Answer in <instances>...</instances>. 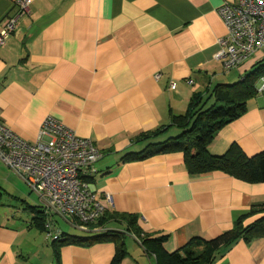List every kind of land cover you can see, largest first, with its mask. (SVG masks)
<instances>
[{
  "label": "crops",
  "instance_id": "1",
  "mask_svg": "<svg viewBox=\"0 0 264 264\" xmlns=\"http://www.w3.org/2000/svg\"><path fill=\"white\" fill-rule=\"evenodd\" d=\"M16 1L0 0V31L5 20L18 15ZM236 1L29 0L30 13L0 45V121L34 142L43 122L53 117L91 140L102 158L88 178L90 189L100 198L112 196L109 210L137 215L145 233L167 237L168 252L195 238L218 237L242 213L264 204V183L221 172L192 177L182 153L128 158L146 150L149 132L169 126L172 115H184L195 94L235 84V78L240 82L261 61L259 54L225 71L215 59L225 33L218 10ZM232 144L249 157L264 151V91L244 116L219 131L211 153L223 155ZM17 195L10 196L31 217L19 220L13 205L0 212V264L111 263L112 243L48 239L32 222L29 208L38 206ZM56 216L63 234L81 237L69 233L80 230L71 218ZM125 244L129 257L122 264H155L135 237ZM214 264H264V238L239 240Z\"/></svg>",
  "mask_w": 264,
  "mask_h": 264
},
{
  "label": "trees",
  "instance_id": "2",
  "mask_svg": "<svg viewBox=\"0 0 264 264\" xmlns=\"http://www.w3.org/2000/svg\"><path fill=\"white\" fill-rule=\"evenodd\" d=\"M262 78L264 79V65L247 73L244 81L216 85L207 94H195L184 115H172L169 126L149 132L144 138L149 141L146 150L140 155H130L128 159L143 160L156 155L182 153L186 170L192 177L221 172L246 183H264V151L249 157L237 144H232L223 155H214L210 150L219 131L246 114L249 102L259 93L256 85ZM211 99L214 100L213 104L206 107ZM173 130L180 134L159 142ZM2 197L3 192L0 190V200ZM29 211L34 215L33 225L53 241L47 236L46 226L51 224L60 230L55 220L57 216L44 215L40 206L30 207ZM251 219L254 220L247 223ZM72 223L78 228L73 220ZM113 224L124 226L123 231L112 228ZM85 233L88 234L85 237H70L61 232L62 240L53 242L64 240L62 244L84 246L112 243L115 255L110 264H122L129 257L125 240L128 236H133L140 242L144 253L154 258L155 264H214L222 251L231 248L239 240L250 244L256 239L264 238V204L252 206L242 213L233 227L218 237L192 239L186 246L172 253L165 248L168 238L153 237L145 233L139 226L137 215L119 214L109 208Z\"/></svg>",
  "mask_w": 264,
  "mask_h": 264
},
{
  "label": "built area",
  "instance_id": "3",
  "mask_svg": "<svg viewBox=\"0 0 264 264\" xmlns=\"http://www.w3.org/2000/svg\"><path fill=\"white\" fill-rule=\"evenodd\" d=\"M16 3L19 13L3 23L0 45L13 34L20 17L30 13L29 0ZM218 12L225 33L218 39L215 59L222 68L225 71L237 69L259 54L260 62L264 61V0L225 3ZM240 81H244V77ZM170 88L175 90L176 83L171 82ZM258 91H264L263 78ZM101 158L96 144L77 136L53 117L43 122L34 142L24 140L0 121V161L39 196L44 215L69 217L82 231H87L113 206L111 195L100 198L87 181L96 173L95 164ZM46 227L48 237L53 241L62 240L59 229L51 224Z\"/></svg>",
  "mask_w": 264,
  "mask_h": 264
},
{
  "label": "rangeland",
  "instance_id": "4",
  "mask_svg": "<svg viewBox=\"0 0 264 264\" xmlns=\"http://www.w3.org/2000/svg\"><path fill=\"white\" fill-rule=\"evenodd\" d=\"M261 65H264V61L257 64L252 71L257 70ZM233 82L238 83L239 78L233 79L231 83ZM213 102L214 100L211 99L206 107H210L213 104ZM176 134L179 135L180 132L176 130L171 131L163 138L166 140L169 137H172L173 135L175 136ZM7 178L9 179L8 182L5 181ZM0 190L3 192V197L0 200V212L5 209L4 208L5 206L13 205L14 208L16 207V209L18 210L16 216L19 218V220L23 219L24 221H29L31 216L28 215L26 211H24L25 205H22L21 202L19 201L16 202L15 201L16 198L12 199L10 195H13L14 191L18 194L17 195L18 197L23 198L22 200H26V202H28L29 205L38 206V207L40 206L39 196L30 189V187L26 184V182L22 178H20L17 174L7 169L1 161H0ZM5 191H9V192L6 193ZM58 219L62 220L60 217H58ZM69 233L71 235H76L81 237L88 235L85 232L76 229H69Z\"/></svg>",
  "mask_w": 264,
  "mask_h": 264
}]
</instances>
